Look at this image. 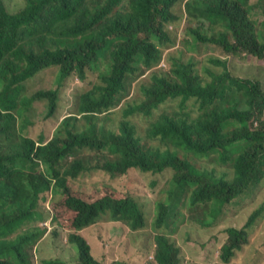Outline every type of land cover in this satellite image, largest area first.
<instances>
[{
  "label": "trees",
  "instance_id": "trees-1",
  "mask_svg": "<svg viewBox=\"0 0 264 264\" xmlns=\"http://www.w3.org/2000/svg\"><path fill=\"white\" fill-rule=\"evenodd\" d=\"M0 3L5 6L2 0ZM177 3L25 0L26 10L17 17L7 15L0 6V77L2 82L11 80V92L3 96L1 106H13L20 99V90L26 89L22 81L53 65L57 67L54 90L27 95L34 102L46 97L49 119V104L54 117L68 78L86 81L89 72L97 74L96 82L80 96L77 112L57 121L54 130L59 133L55 155L60 164L52 194V199L59 197L56 220L64 231L69 230L67 241L78 250L80 264H99L80 233L83 229L107 216L126 222L132 233L147 225L132 197L91 199L92 188L102 183L94 180L99 173L112 180L138 173L159 194L152 223L155 264H178L179 253L169 236L158 232L165 226L170 229L177 213L184 212V220L194 226L214 228L216 236L217 232L226 234L219 255L223 264H238L234 257L251 245L250 227L262 216L261 206L246 216L240 229L216 228L222 220L225 223L228 205L264 184V86L260 77H243L232 70L236 57L264 60V0H223L217 31L207 20L203 26L212 35L204 41L198 39V45L215 44L227 59L213 57L208 63L172 54L163 60V50L158 51L157 44H165V49L174 47L168 28L180 22L174 12ZM185 4L188 11L203 16L200 10L206 8L207 1L187 0ZM140 26L152 29L146 37L134 40L132 33ZM149 71L155 73L153 84L140 85V98L125 110V119L117 129L93 121L90 115L85 116L87 124L80 123L82 113L109 110L110 114L137 79L130 74L137 72L140 78ZM171 103L175 109L166 110ZM2 114L0 111V166L19 145V139L15 140L20 135L17 114ZM136 118L146 123H132ZM33 152L30 158L36 160ZM39 157L49 165V156ZM165 171L170 176L161 185ZM26 215V222L36 217L45 220L36 211ZM20 228L0 238V264H35V255L29 252L32 235L12 238ZM6 235L11 240L5 249ZM44 235L38 233L35 241ZM43 264L65 263L54 260Z\"/></svg>",
  "mask_w": 264,
  "mask_h": 264
},
{
  "label": "rangeland",
  "instance_id": "rangeland-1",
  "mask_svg": "<svg viewBox=\"0 0 264 264\" xmlns=\"http://www.w3.org/2000/svg\"><path fill=\"white\" fill-rule=\"evenodd\" d=\"M2 1L11 13H18L17 11L25 7V0ZM186 1L178 0L174 7V12L179 16L180 22H175L168 28L174 41V47L164 49L163 58L168 60V56L172 54L173 57H181L184 60L193 59L196 62L207 63L213 57L227 59L223 50L215 44L198 45V39L204 41V37L212 35L203 26L207 20L214 23L215 32L217 31V26H219L217 23L218 10L223 0H206V8L199 9L204 17L188 11ZM262 19L263 16H260L259 20ZM149 29L152 28L147 26L136 28L132 33V38L135 40L146 37ZM232 61H234L232 70H235V74L248 78L260 77L264 86V60L258 62L253 58H241L240 56ZM198 68L200 69V65ZM214 68L220 69L217 66ZM101 69H104L103 65H101ZM150 72L134 80L131 89H126L122 94L119 104L105 119L109 128L117 129L120 122L125 119V110L141 96L140 85L151 86L153 84L152 77L155 73ZM96 75V73L89 72L86 81H81L72 76V78H68L59 93L58 108L54 117L51 115L49 104V119H47L48 102L45 100L34 102L28 96L40 90H49V93L54 90L57 78L56 67L40 74L36 80L45 77L41 82L23 80L22 84L28 87L25 91L24 89L20 90V99L15 101L13 106H1L3 96L11 92V80L0 81V111L3 113L2 115L15 112L19 118L18 121L20 120V135L16 136L15 140L19 139V145L13 147L7 156L6 163L0 166V208L2 207L0 226H3L0 228V238L4 236V233H9L12 229L20 227L12 238L31 234L33 246L29 248V252L35 255V264L54 262V260H60L65 264H80L78 250L73 247V251L67 241L69 230L64 231L65 227L56 220L59 210V197L51 199L57 186L55 175L60 172V164L55 155L59 133L54 132V130L58 126L57 121L59 123L63 117L77 112L80 96L96 82ZM175 107V104L171 103L166 110L171 111ZM160 114L159 110L157 116ZM140 122L146 123L140 118L132 119L134 124ZM3 123L4 121L1 122V124ZM153 143L156 144V142ZM31 152H33L32 156L36 160L30 158ZM38 153L41 158L49 156V167H44L45 170L49 169V177L42 172L41 168L30 169L21 166V163L26 164V166L38 164L41 161ZM22 172L26 175L22 176ZM139 176L138 173H132L126 179L112 180L111 178L108 179L105 174L99 173L94 177L95 182L100 181L102 183L94 186L90 191V197L93 201L105 196H111L117 200L132 197L147 220V225L134 233L126 225V222L123 220L112 221L110 216L83 229L80 233L89 243L92 256L99 264H155L152 259L155 258V233L152 223L157 213L156 204L159 194L151 188L149 181L140 179ZM168 176L170 173L165 171L161 185ZM37 177H41L45 182L36 181ZM132 178L138 180L139 184ZM79 180L71 181L70 184H75ZM47 185H49V192L45 190ZM261 206L263 207L262 216L250 227L251 245L241 249L234 257V262L238 264H261L262 259L264 260V246L261 245L264 242V184L258 188L249 189L241 198L227 206L225 223L222 220L216 227L240 229L243 227L241 225L246 222V216ZM30 211H36L43 215L45 220L36 217L33 221L26 222L24 218L26 219V214ZM8 215H10L11 223ZM158 232L169 236L174 245V251L179 253L178 264H220L218 260L221 249L218 246L213 247L215 235L211 234H215L214 228H202L186 222L184 212L181 215L177 213L176 217L171 220L170 229L165 226ZM38 233L45 235L37 243L35 236ZM3 240L6 242V249L11 237L6 235Z\"/></svg>",
  "mask_w": 264,
  "mask_h": 264
},
{
  "label": "clouds",
  "instance_id": "clouds-1",
  "mask_svg": "<svg viewBox=\"0 0 264 264\" xmlns=\"http://www.w3.org/2000/svg\"><path fill=\"white\" fill-rule=\"evenodd\" d=\"M25 3V2H24ZM0 6L4 9V11L7 13V15H9V16H11V17H17V16H19V15H21L22 13H24L25 12V8L24 9H20L19 11H17L18 13H11V12H9L8 11V9L4 6V5H2L1 3H0ZM157 49H158V51L159 52H161L162 50H164L165 49V44H163V45H159V44H157ZM163 60H164V58H163ZM54 67H53V65H51V66H49L48 68H46V69H44L43 71H40V72H38L37 74H36V76L34 77V78H32V79H30V80H33V81H36V82H41V81H43L44 79H45V77L44 78H41V79H39V80H36L37 79V77L40 75V74H44V73H46L47 71H50V70H52ZM57 68V67H56ZM130 76H133V77H135V78H138V73L137 72H135L133 75H131L130 74ZM0 81H2V78L0 77ZM39 93H49V90H40V91H37V92H35V93H33L34 95H37V94H39ZM46 98V97H45ZM45 98H39L38 100H44ZM86 115H90V117H93V121L94 120H97L98 121V123L99 124H104L105 123V119H107V117H108V115H109V110H106V111H104V112H102V113H82V114H80L79 115V121H80V123L81 124H83V125H85V124H87V120L85 119V116ZM68 116V115H67ZM66 117V116H65ZM65 117H63V118H65ZM62 118V119H63ZM61 119V120H62ZM61 120L59 121V123L61 122ZM21 166L22 167H29L30 169H32V168H34V169H36V168H41V170H42V172L46 175V176H48L49 177V169L48 170H45L44 169V167L45 166H48L49 167V165H47V164H45V163H43L42 161H40V162H38V164H29V166H26V164H24V163H21ZM21 175L22 176H25L26 175V173H21ZM39 180H41V181H43V179L41 178V177H37L36 178V181H39ZM47 192H49V189H45ZM51 199H52V196H51ZM231 205V204H230ZM229 206V205H228ZM227 209V208H226Z\"/></svg>",
  "mask_w": 264,
  "mask_h": 264
},
{
  "label": "crops",
  "instance_id": "crops-1",
  "mask_svg": "<svg viewBox=\"0 0 264 264\" xmlns=\"http://www.w3.org/2000/svg\"><path fill=\"white\" fill-rule=\"evenodd\" d=\"M25 87H28V86H25ZM37 99H39V98H37ZM45 197H47V196H45ZM243 225H244V224H243ZM243 225H241V226H243ZM211 235H215V234H211ZM226 238H227V236H226L225 233H219V234H218V232H217V236L215 235V245L213 244V247H214V246H218L219 249H221L222 246L225 244V239H226ZM220 251H221V250H220ZM218 262H219L220 264H223V263L220 261V257H219Z\"/></svg>",
  "mask_w": 264,
  "mask_h": 264
}]
</instances>
